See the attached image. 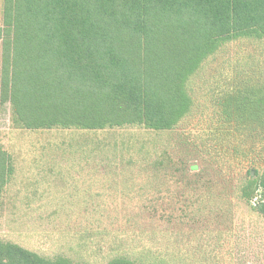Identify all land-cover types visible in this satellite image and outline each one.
I'll list each match as a JSON object with an SVG mask.
<instances>
[{"label":"trees","instance_id":"obj_1","mask_svg":"<svg viewBox=\"0 0 264 264\" xmlns=\"http://www.w3.org/2000/svg\"><path fill=\"white\" fill-rule=\"evenodd\" d=\"M241 40L264 41V0H2L0 103L23 130L171 131L193 110L192 78ZM216 100L218 132L199 151L229 182L238 180L233 194L246 204L255 201L252 211L264 218V82L247 79L234 97L225 92ZM224 145L234 163L224 160ZM245 165L250 170L243 174ZM14 173V159L0 144V209ZM207 176L204 169L186 183V197L196 200H186L183 216L212 213L214 183ZM216 211L225 216L220 204ZM215 239L217 249L226 240L222 232ZM218 253L206 264L227 257ZM125 254L106 264H139ZM0 264L70 262L0 241Z\"/></svg>","mask_w":264,"mask_h":264},{"label":"rangeland","instance_id":"obj_2","mask_svg":"<svg viewBox=\"0 0 264 264\" xmlns=\"http://www.w3.org/2000/svg\"><path fill=\"white\" fill-rule=\"evenodd\" d=\"M1 57L0 42V75ZM251 78L264 82V41L227 45L192 78L191 114L165 132L17 129L10 107L0 103V144L15 167L0 209V241L70 264H106L125 253L139 264H198L196 252L205 264L218 252H227L218 264H264V218L252 211L255 201L238 200V180L229 182L199 151L220 126L216 98L234 97ZM223 148L224 160L234 163L232 148ZM159 160L171 167L158 168ZM204 169L214 183L212 213L185 217L184 203L196 200L186 197L185 185ZM249 170L245 165L242 173ZM219 232L226 240L217 249Z\"/></svg>","mask_w":264,"mask_h":264}]
</instances>
